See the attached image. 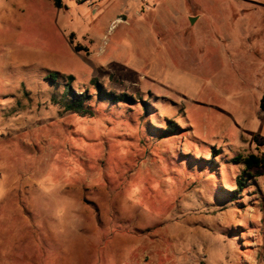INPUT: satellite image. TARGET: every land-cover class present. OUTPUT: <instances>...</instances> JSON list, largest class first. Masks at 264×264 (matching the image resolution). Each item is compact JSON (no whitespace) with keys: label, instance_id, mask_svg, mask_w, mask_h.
I'll return each instance as SVG.
<instances>
[{"label":"rangeland","instance_id":"1","mask_svg":"<svg viewBox=\"0 0 264 264\" xmlns=\"http://www.w3.org/2000/svg\"><path fill=\"white\" fill-rule=\"evenodd\" d=\"M64 4L0 0V264H264V0Z\"/></svg>","mask_w":264,"mask_h":264},{"label":"trees","instance_id":"2","mask_svg":"<svg viewBox=\"0 0 264 264\" xmlns=\"http://www.w3.org/2000/svg\"><path fill=\"white\" fill-rule=\"evenodd\" d=\"M52 1L57 8H63L65 6L64 0H52ZM48 77L53 82H56L58 79L57 73H53V72L50 73ZM69 78L71 80H73L74 77L72 75H70ZM71 90L72 89L70 88V86H68V88L65 90V92H64L65 99L62 102L63 106L66 109L74 111V112L81 114V115H92V111L90 109V104L87 103L91 99V97H90L91 95H89L87 93H80L77 95V97L75 99L74 98L68 99L67 97H68ZM100 97L102 99H107L108 101H110L112 103H118V102L131 103L134 101V98L131 96H128L126 94L117 95V94L112 93V92L101 91ZM261 108H262V110H264V97H263L262 102H261ZM178 129H181V127L179 125H177L176 123L172 122L166 128V131L173 133ZM256 141L260 142V144L263 143V142L259 141L258 137H256ZM233 161L240 163V164H243L245 166L244 175L240 176L237 179V189H235L237 192L242 191L247 186L250 179L254 176L248 171L249 169L254 168V167H263L264 168V154L258 155V154L252 153V154H249L246 156L240 154V155L234 157Z\"/></svg>","mask_w":264,"mask_h":264},{"label":"water","instance_id":"3","mask_svg":"<svg viewBox=\"0 0 264 264\" xmlns=\"http://www.w3.org/2000/svg\"><path fill=\"white\" fill-rule=\"evenodd\" d=\"M196 17H190V21L193 23L195 21Z\"/></svg>","mask_w":264,"mask_h":264}]
</instances>
